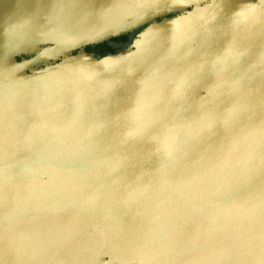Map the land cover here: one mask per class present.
Returning a JSON list of instances; mask_svg holds the SVG:
<instances>
[{
  "label": "water",
  "instance_id": "1",
  "mask_svg": "<svg viewBox=\"0 0 264 264\" xmlns=\"http://www.w3.org/2000/svg\"><path fill=\"white\" fill-rule=\"evenodd\" d=\"M205 1L0 0V264H264V6L47 66Z\"/></svg>",
  "mask_w": 264,
  "mask_h": 264
},
{
  "label": "rangeland",
  "instance_id": "2",
  "mask_svg": "<svg viewBox=\"0 0 264 264\" xmlns=\"http://www.w3.org/2000/svg\"><path fill=\"white\" fill-rule=\"evenodd\" d=\"M219 0H212L208 5H203L197 8H194L193 10L187 11V12H181L179 14H175L172 15L169 19L160 17L158 20L155 21H150L145 23L142 26H139L137 28L134 29H130L127 31H124L121 33V35L119 36H125L126 37V41L120 44H113L110 42L108 37L105 38H101L98 40H90V41H86L87 45L85 46H93L95 44H100V43H107L108 45H110L111 47L114 48V52L113 53H107L105 55H103L100 59H102V61H106V62H112L114 60H121V59H125V60H130L133 58H137L138 55L140 54V46H139V40L140 38L143 36L144 33L148 32L150 30V28L153 27V25L158 24V23H167V25L169 24L171 27L172 32L178 31L179 33L174 36L173 38L170 39H165V48L164 51H158L157 49H151L150 50V54H154L156 53V55H160V57H177V58H188L189 56L187 55L186 51L180 48H204L207 47L209 52H212L213 54H208L207 52L202 53V51L198 50H192L193 52H197V58L199 59H203V60H207L208 63L213 64L216 60L219 59V53L218 51L215 49V46L213 43H205L204 40L202 39V36L196 34L195 32L192 31V26H191V21L192 19L195 17L196 13H198L199 11L203 10V9H207L211 6H213L214 4H216ZM208 20V11L205 12L204 16H202V22H205ZM200 36V37H199ZM243 37L244 35H240V37ZM241 37V38H242ZM112 38V37H110ZM201 38V39H199ZM207 42V41H206ZM153 48V47H152ZM206 49V48H205ZM159 50V49H158ZM213 50H216V52H214ZM85 52L82 50V47L79 49H76L74 51H71L70 55L62 58L61 60H57L53 63L47 64V66H54L57 64H60L66 60H68L69 58H72L74 56H84ZM204 54V55H203ZM148 55V54H146ZM205 55H209L210 58L206 59V58H202L200 56H205ZM149 57V56H148ZM19 59V58H18ZM19 61V60H18ZM45 66H40L38 68L33 69L32 71H36L39 68H44ZM149 209V207H148ZM151 209V207H150ZM148 216V215H147ZM147 220H150V217L148 216L146 218ZM154 222V221H153ZM154 224H157V221L154 222Z\"/></svg>",
  "mask_w": 264,
  "mask_h": 264
},
{
  "label": "flooded vegetation",
  "instance_id": "3",
  "mask_svg": "<svg viewBox=\"0 0 264 264\" xmlns=\"http://www.w3.org/2000/svg\"><path fill=\"white\" fill-rule=\"evenodd\" d=\"M211 1H212V0H206L205 2L200 3L198 6L191 7V8H187V9H185L184 11H180V12H176V13H172V14L164 15L163 18L169 19L172 15L179 14V13H181V12H187V11L193 10L194 8H197V7H200V6L206 5V4L208 5ZM233 1H234V0H233ZM235 1H236V2L239 1V2H241V3H243V4H245V5H249V6H253V7L264 6V3H263L264 0H235ZM158 19H159V18H156L155 20H158ZM109 40H110V38H109ZM125 41H126V38H125ZM125 41H111V40H110V42L113 43V44H115V45L120 44V43H123V42H125ZM95 45H96V44H95ZM93 46H94V45H93ZM93 46H85V47H83V49H84V48H92ZM106 46L110 49V52H109V51H108V52H105L104 55L107 54V53H113V52H114V48H113V47H111V46L108 45L107 43H106Z\"/></svg>",
  "mask_w": 264,
  "mask_h": 264
},
{
  "label": "trees",
  "instance_id": "4",
  "mask_svg": "<svg viewBox=\"0 0 264 264\" xmlns=\"http://www.w3.org/2000/svg\"><path fill=\"white\" fill-rule=\"evenodd\" d=\"M125 36H117L110 38L111 41H125ZM86 53H92L94 55L102 56L105 52H110V49L106 46V43H100L94 45L92 48L82 49Z\"/></svg>",
  "mask_w": 264,
  "mask_h": 264
},
{
  "label": "crops",
  "instance_id": "5",
  "mask_svg": "<svg viewBox=\"0 0 264 264\" xmlns=\"http://www.w3.org/2000/svg\"><path fill=\"white\" fill-rule=\"evenodd\" d=\"M13 209L15 218H18V216H21L23 213V209H19V208H11V210Z\"/></svg>",
  "mask_w": 264,
  "mask_h": 264
},
{
  "label": "bare ground",
  "instance_id": "6",
  "mask_svg": "<svg viewBox=\"0 0 264 264\" xmlns=\"http://www.w3.org/2000/svg\"><path fill=\"white\" fill-rule=\"evenodd\" d=\"M228 50H229V48H223V49L221 50V52H222V54H225Z\"/></svg>",
  "mask_w": 264,
  "mask_h": 264
}]
</instances>
